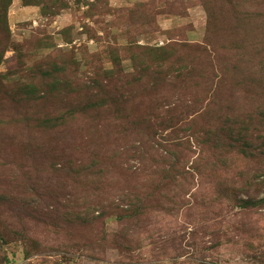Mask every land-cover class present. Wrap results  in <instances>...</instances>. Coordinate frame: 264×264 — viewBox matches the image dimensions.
Returning a JSON list of instances; mask_svg holds the SVG:
<instances>
[{
  "label": "rangeland",
  "instance_id": "1",
  "mask_svg": "<svg viewBox=\"0 0 264 264\" xmlns=\"http://www.w3.org/2000/svg\"><path fill=\"white\" fill-rule=\"evenodd\" d=\"M203 1L13 0L0 66L8 86L0 97V264H264V203L242 210L235 199H247L239 183L247 179L225 183L207 167L222 155L234 160L238 146V135L221 138L220 148L203 136L212 71L190 61L186 78L158 88L129 78L162 48L190 56L185 46L205 45ZM209 53L205 62L216 59ZM48 118H62V134L34 132L41 149L18 135ZM261 130L253 125L244 138L261 147ZM105 136L115 137V153L101 154L103 173H91ZM57 154L71 164L54 166ZM181 163L186 169L166 171ZM215 190L227 198L206 209ZM251 192L264 201V188ZM134 196L145 210L127 223Z\"/></svg>",
  "mask_w": 264,
  "mask_h": 264
},
{
  "label": "trees",
  "instance_id": "2",
  "mask_svg": "<svg viewBox=\"0 0 264 264\" xmlns=\"http://www.w3.org/2000/svg\"><path fill=\"white\" fill-rule=\"evenodd\" d=\"M12 2L13 0H0V66L8 49L7 43L10 40L8 14ZM40 5V2H25L26 7H40ZM203 5L208 13L205 45L185 46V51L190 50V56H186L177 50L174 45L162 48L158 50V54L154 55L151 64H145L129 78L143 86L158 88L166 82L170 84L172 81H180L186 78L190 68H184L183 64H189L190 61L194 66L205 68L207 72L212 71V78L214 79L209 82L207 86L210 89L206 91L207 96L212 95L211 103L208 109H205V114L201 116L205 122L203 136L207 138L205 140L216 137V146L220 148L218 143H222L221 138L225 139L227 136L238 135L234 137L238 146L235 148L237 152L234 150L236 153L234 160L231 159L232 157L222 155L214 163L208 164L207 167L211 172L220 174L221 181L225 183L229 182L227 177H231V175L235 178L238 176L247 179L239 182L240 189L247 196V199L236 198L235 200L239 208L248 210L256 207L260 202L264 203V201L257 200V196L254 197L253 192H251L252 187L264 188V137L261 147L254 143L250 136L244 138L246 134L253 135V125L264 130V0H204ZM249 17L260 18L263 24L256 29L247 30L245 22ZM209 48L215 54L216 59L214 61L210 58L212 56L209 53ZM208 54L209 60L205 62L203 57H208ZM194 66L191 68L194 69ZM195 71L196 69H194L193 76ZM218 72L222 76L221 80L218 79ZM7 87L5 78L0 74V97L3 96ZM35 93L36 91L32 87L24 89V94L29 97L34 96ZM102 105L104 106V104ZM11 118L12 116L7 117V122ZM76 118L77 115L72 113L69 122L71 123ZM41 122L43 123L40 125ZM61 124H63L62 118H48L41 120L38 126H35V130L33 128L22 129L18 131V135L23 133L28 137L30 145L38 150L41 147L37 144L42 140L36 137L34 132L37 133L39 129H44L46 132L59 136L62 133L57 131V126ZM4 127H6V122ZM53 141L54 145H57L56 147H60L61 140L54 138ZM30 145L27 144L26 149ZM116 146L115 137H102L99 143H96V154L86 169L91 173H96V170L99 174L103 173L102 170L98 169L101 154L104 153L110 157ZM27 150H30V147ZM54 158L56 161L54 166L62 164L67 166V162L71 164L70 155L57 154ZM109 159L112 161L113 157ZM250 160L259 163V167L256 168ZM242 166L246 167L247 170ZM178 167L186 169V165L181 163L173 165L166 171L169 174H174ZM55 171H58L57 167ZM222 186V182L218 184L219 189ZM223 195L215 190L214 195L205 202L206 209L227 198ZM128 197L127 195L126 199ZM132 199H135L132 201H136L138 204L133 206L130 212H126L121 220L124 219L127 223L132 221L138 223L141 221L140 217L144 213L145 205L140 201L139 203L136 196ZM4 216L9 218L7 215ZM217 236L219 233L215 232L214 237L217 238ZM129 241H131L130 232L121 237L123 244L129 245ZM218 244L220 243H217L214 249L219 247Z\"/></svg>",
  "mask_w": 264,
  "mask_h": 264
}]
</instances>
